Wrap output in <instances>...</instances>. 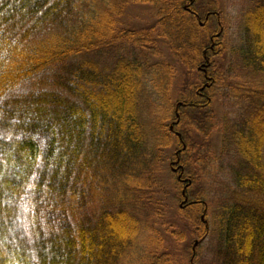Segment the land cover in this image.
<instances>
[{
    "label": "trees",
    "instance_id": "1",
    "mask_svg": "<svg viewBox=\"0 0 264 264\" xmlns=\"http://www.w3.org/2000/svg\"><path fill=\"white\" fill-rule=\"evenodd\" d=\"M207 1L0 0V264H133L143 246V264H182L158 229L165 161L181 203L186 189L178 219L197 242H217L213 264H264V0L240 15L227 69L221 1ZM133 5L152 6L155 22L126 25ZM164 45L184 80L171 102L177 71L163 65L166 114L153 123L149 56ZM226 88L238 114L218 121ZM217 129L237 190L228 205L201 187Z\"/></svg>",
    "mask_w": 264,
    "mask_h": 264
},
{
    "label": "rangeland",
    "instance_id": "2",
    "mask_svg": "<svg viewBox=\"0 0 264 264\" xmlns=\"http://www.w3.org/2000/svg\"><path fill=\"white\" fill-rule=\"evenodd\" d=\"M221 1V11H222V21L224 23L223 33L226 40V52L224 53V60L221 61V67L227 69L230 63V50L239 44V26H240V15L242 12L248 8L256 0H220ZM209 1L198 0L197 4L194 5L195 8H200L201 5L206 6ZM204 13V12H203ZM124 23L126 25L140 27L153 24L155 22V11L152 6L149 5H133L130 7L124 17ZM209 25L214 28L215 20H211ZM163 54L160 56H149V62L152 66L151 70L148 72L146 79V86L151 97L152 107L151 115L149 116V122L158 123L166 114V104L163 101L161 94L158 90V85L161 84V88H165V84L162 82H157L161 71L163 70L164 64H170L176 68L177 76L175 83L172 88L171 102H176L181 94V89L183 87L184 71L178 66L173 56L170 54L167 46H162ZM159 83V84H158ZM227 87V85H226ZM204 93V92H203ZM231 93L230 89L226 88L221 90L218 94V98L214 104V109L218 121H221L223 115L226 113L238 114V105L236 100L230 98L228 95ZM190 96L193 92L189 93ZM206 96V94H202ZM237 119V118H235ZM159 134L158 129L156 130V136ZM210 146L212 150V159L208 167L204 170V178L201 183L202 190L204 191V200L211 205H228L232 204L236 200L237 190L234 185L232 165L228 160L221 158V133L220 129L212 135L210 138ZM174 149L166 150L164 153V158L172 159ZM175 176L172 173L170 162L165 161L163 164V172L159 178L160 186V199L164 202L166 209L163 214V219L161 220L162 226H159V230L164 238L165 250L174 253L178 260L182 264H189L193 252L196 253L195 264H213L217 256V242L213 240L210 236L206 237L200 242L196 243V240L192 237V232L190 228L181 222L177 217V213L181 208L179 202L175 196L174 184ZM119 190L120 185L116 184L111 188L109 184L106 188L110 189V198H113V193L118 200L121 202H127L130 198L125 191L118 194L113 192L114 189ZM109 199L106 197V201ZM214 209L211 207V211ZM206 222H211V212L209 215L204 217ZM170 228L173 226L175 230L183 233L186 236L184 243H178L171 235ZM171 229V228H170ZM169 230V231H168ZM211 231V230H210ZM194 241L196 246L194 245ZM195 246V248H193ZM145 247L138 251L134 259L133 264H143L145 258L142 256Z\"/></svg>",
    "mask_w": 264,
    "mask_h": 264
},
{
    "label": "flooded vegetation",
    "instance_id": "3",
    "mask_svg": "<svg viewBox=\"0 0 264 264\" xmlns=\"http://www.w3.org/2000/svg\"><path fill=\"white\" fill-rule=\"evenodd\" d=\"M203 92H205V88H202L201 90H200V92L199 93H203ZM172 165L173 166H177L178 167V165H179V162H176V163H172ZM176 169V167L175 168H173V170H175ZM177 170V169H176ZM175 173H178V172H175ZM183 184H186V182L184 181V180H182L181 181ZM183 197H185L184 195H183ZM183 203V202H182ZM181 203V204H182ZM182 208H185V206H183Z\"/></svg>",
    "mask_w": 264,
    "mask_h": 264
},
{
    "label": "water",
    "instance_id": "4",
    "mask_svg": "<svg viewBox=\"0 0 264 264\" xmlns=\"http://www.w3.org/2000/svg\"><path fill=\"white\" fill-rule=\"evenodd\" d=\"M174 172H178V169L173 170ZM179 179H181V176L179 177ZM183 195L185 196V200L183 201L181 208L188 202V199L186 198V189H184L183 191ZM196 246V245H195Z\"/></svg>",
    "mask_w": 264,
    "mask_h": 264
}]
</instances>
